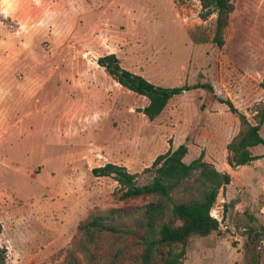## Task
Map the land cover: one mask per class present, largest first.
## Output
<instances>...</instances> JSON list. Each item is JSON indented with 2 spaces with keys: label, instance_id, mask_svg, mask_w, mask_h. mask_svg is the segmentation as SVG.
Listing matches in <instances>:
<instances>
[{
  "label": "rangeland",
  "instance_id": "rangeland-1",
  "mask_svg": "<svg viewBox=\"0 0 264 264\" xmlns=\"http://www.w3.org/2000/svg\"><path fill=\"white\" fill-rule=\"evenodd\" d=\"M229 1L218 45L215 12L198 0H0V264H141L150 197L119 198L91 167L121 164L144 183L143 168L178 141L184 161L202 151L225 164L245 125L218 98L250 123L264 105V0ZM109 52L156 84L211 87L172 94L149 119L147 98L97 62ZM250 150L259 156L225 165L230 183L210 208L218 228L188 237L183 264H264V146ZM196 192L189 178L172 199ZM94 215L109 227L86 226Z\"/></svg>",
  "mask_w": 264,
  "mask_h": 264
},
{
  "label": "trees",
  "instance_id": "trees-1",
  "mask_svg": "<svg viewBox=\"0 0 264 264\" xmlns=\"http://www.w3.org/2000/svg\"><path fill=\"white\" fill-rule=\"evenodd\" d=\"M204 14L215 12L213 40L222 43V31L227 23L232 4L229 0H198ZM104 66L106 72L125 88L141 94L147 102L139 109L147 118L152 119L166 104L168 98L175 93L193 87L211 86L201 84H181L163 86L156 84L139 73H135L119 65L114 53L109 52L96 58ZM228 109L237 114L245 128L234 135L225 144L226 162L230 166L249 162L258 157L249 147L262 143L264 138L259 134V124L264 120V105L255 109V122L250 123L246 116L238 112L228 98H218ZM187 150L185 143H178L174 148L157 153L144 170H150L151 176L147 182L136 183L135 173L128 171L125 166L106 161L101 165L91 167L94 175H110L119 186V198L130 199L138 196H149L150 199L142 207L144 236L141 250V264H150L153 250L156 246L165 247L161 256V264H183L188 237L192 234L206 235L217 230L218 220L210 214L219 188L230 181L227 171L218 170L213 163L204 160L202 154L183 160ZM192 178L197 192L180 200H173V190ZM114 211H126V207L113 208ZM168 214V219L166 215ZM86 226L109 227L99 217L94 215L85 222ZM80 225H83L80 224Z\"/></svg>",
  "mask_w": 264,
  "mask_h": 264
},
{
  "label": "crops",
  "instance_id": "crops-1",
  "mask_svg": "<svg viewBox=\"0 0 264 264\" xmlns=\"http://www.w3.org/2000/svg\"><path fill=\"white\" fill-rule=\"evenodd\" d=\"M4 9V10H3ZM3 11H5V12H3ZM6 11H8V6L7 7H2V5H0V16L1 15H3L2 13H7ZM162 110V109H161ZM160 113V112H159ZM158 115V114H157ZM156 116V115H155ZM178 143H181L180 141H178L177 143L176 142H173L171 145H168V147H171V148H174ZM251 147H249V149H250ZM202 154V158L204 159V160H207V161H210L211 163H213V165L218 169V170H221V171H228L227 170V166H229L228 165V163L225 161L224 163V165L222 164L221 165V167H219V165H217V163L213 160V159H211V158H207L206 157V155L205 154H203V152L202 151H199L198 152V155L199 154ZM225 165H227V166H225ZM229 173V172H228ZM230 180H231V176H230ZM230 183V181L228 182V183H226L225 185H227V184H229ZM222 188V187H221Z\"/></svg>",
  "mask_w": 264,
  "mask_h": 264
}]
</instances>
